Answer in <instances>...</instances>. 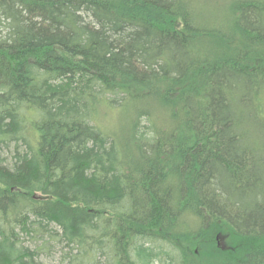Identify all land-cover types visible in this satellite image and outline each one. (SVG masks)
I'll list each match as a JSON object with an SVG mask.
<instances>
[{"label":"trees","instance_id":"16d2710c","mask_svg":"<svg viewBox=\"0 0 264 264\" xmlns=\"http://www.w3.org/2000/svg\"><path fill=\"white\" fill-rule=\"evenodd\" d=\"M50 241L264 264V0H0V264Z\"/></svg>","mask_w":264,"mask_h":264},{"label":"rangeland","instance_id":"374dc122","mask_svg":"<svg viewBox=\"0 0 264 264\" xmlns=\"http://www.w3.org/2000/svg\"><path fill=\"white\" fill-rule=\"evenodd\" d=\"M104 104L105 103L100 104V106L98 107L96 111V118H97L96 124H98L102 129H105V130L112 129L117 123V112L118 111L116 109H111V108L109 109L106 106H104ZM26 244L29 247V246H32L31 244L33 243L26 240ZM51 244L53 245V248H55V253L49 257H47V255H41V257L39 258V261H42L45 263L57 264L59 262V257L61 253H59L58 245H56L55 242H51ZM61 246L63 245L61 244ZM196 247L198 248V246ZM163 248L164 250H169L170 246L163 245ZM195 251L196 249L194 248V253H197Z\"/></svg>","mask_w":264,"mask_h":264}]
</instances>
